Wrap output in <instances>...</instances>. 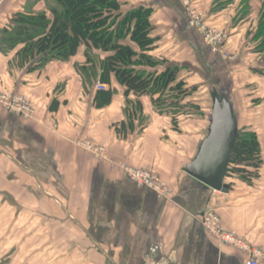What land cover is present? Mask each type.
Masks as SVG:
<instances>
[{
    "label": "crops",
    "instance_id": "0c3cea01",
    "mask_svg": "<svg viewBox=\"0 0 264 264\" xmlns=\"http://www.w3.org/2000/svg\"><path fill=\"white\" fill-rule=\"evenodd\" d=\"M9 1L0 0V33L12 25L13 13L24 11L25 0ZM237 1L215 10L216 0H121L123 12L140 6L151 10L153 44L148 55L165 63L147 72L159 74L173 65L179 69L177 82H183L185 89L199 92L200 86H210L227 91L229 97L236 84L230 76L231 63L213 53L201 33L188 27L185 3L203 14L207 24L230 30L225 49L241 51L247 70L244 60L258 64L261 58L244 51L242 45L249 39L228 21ZM260 1L250 0L251 12L260 10ZM20 49L0 53V93L27 97L35 113L23 119L0 106V261L245 264L246 253L219 244L203 228L200 218L207 209L216 212L226 232L264 252V128L247 127L260 146L259 178L248 183L234 176L226 182L225 194L214 192L183 172L207 134L210 113L199 103L179 101L182 108L189 104L199 109L206 119H201L200 131L188 130L189 125L183 130L180 124L185 120L174 117L173 121L151 97L142 96L138 101L143 131L127 132L123 138L116 129L126 122L125 88L112 77L103 85L112 92L111 102L97 108L98 90L94 85L84 89L75 69L84 64V47L68 61L55 60L40 68H35V60L19 63ZM128 100L136 98L130 95ZM233 108L239 130L244 122L264 127V112L242 117ZM80 142L103 147L105 159L79 146ZM121 165L156 172L173 188V195L163 199L136 185ZM40 237L42 247L35 248ZM38 253L41 259H35Z\"/></svg>",
    "mask_w": 264,
    "mask_h": 264
},
{
    "label": "trees",
    "instance_id": "16d2710c",
    "mask_svg": "<svg viewBox=\"0 0 264 264\" xmlns=\"http://www.w3.org/2000/svg\"><path fill=\"white\" fill-rule=\"evenodd\" d=\"M54 1L56 7L50 8L49 17L44 13L27 18L17 14L12 19L13 26L0 33V53H8L20 45L22 48L16 53L19 63L35 60V68H40L51 61H68L80 47H84L86 63L75 67L84 89L96 82L108 85L112 77L125 88L126 122L116 129L123 138L127 132L133 133L136 127L139 131L144 127L145 120L138 101L140 97H151L161 113L164 108L179 107L181 95L188 93L184 83L177 82L179 69L169 65L159 74L146 71L164 66L165 63L148 55L153 44L149 37L150 9L140 6L123 12L124 4L121 0ZM233 2L234 0H216L214 9H222ZM260 27L252 40L260 39L257 53L264 55V16ZM126 41L135 46L136 50L125 44ZM94 51L105 57L101 59ZM263 61L264 58L261 59ZM251 70L264 77L263 70ZM211 92L225 93L230 101L225 90ZM167 93H170V98L165 97ZM130 95L135 96L136 100H128ZM111 96L112 92L109 90L98 91L95 106H107L111 102ZM231 159L234 162L230 167L232 177L248 183L259 178L262 160L259 142L253 132L239 130Z\"/></svg>",
    "mask_w": 264,
    "mask_h": 264
},
{
    "label": "rangeland",
    "instance_id": "374dc122",
    "mask_svg": "<svg viewBox=\"0 0 264 264\" xmlns=\"http://www.w3.org/2000/svg\"><path fill=\"white\" fill-rule=\"evenodd\" d=\"M6 2H8L10 4L9 0H6ZM236 3L237 4L234 5V7H231V10L229 11V14H228L229 20L228 21H230L229 22L230 24L234 25L238 30H240L239 32H241L242 35L246 34V38L249 39V42L242 45L244 51L247 50L248 53L258 54L257 50H258V43H259L260 39H256L253 41L252 38L258 32V30L261 28L260 25L263 24L264 1L263 0L260 1L261 8L258 12H255L253 10H252V12L250 11V8H251V7H249L250 0H238ZM53 7H56L54 0H25V6L23 8L24 11L21 13H18V14L27 18L29 16L35 17V15L39 14V13H44L49 17L50 16V14H49L50 8H53ZM193 9H195V8H193ZM13 14L11 16H13V19H15L16 18L15 16L17 14H15V15H13ZM201 15H202L203 23L208 28L207 30H210L212 36H214V34H217L219 32H222V34L225 36L224 41L221 42V44L219 46V52L216 54L219 55L223 60H226V61L231 63V69H230L231 74H230V76H231V78H233L235 80L236 84H235V87L233 88V90L231 92V96H230L231 100L230 101H231V103H233V105H235L237 107L238 114L241 113L242 117L243 116L247 117L250 114L254 115V114H260L261 112H264V77L261 75H259L260 77H252V75L254 73L251 70V69L256 68L258 70L264 71V63H263L264 61L261 63L258 62V64H257V63H255V61L253 62L252 59L244 60L245 62H248L247 64L249 66V67H247V70H246V68H244L242 66V56H243L242 52L239 50L235 51V49L233 51H226V49H225L226 42L229 40V37L231 36L230 30L225 28V27L216 26L214 24H207L208 20L206 21L204 15L203 14H201ZM11 26H13V22H12ZM17 47L22 48V46H20V45H18ZM243 49H242V51H243ZM80 54L81 53H79L78 56H80ZM94 54H97L98 56L101 57V55H100L101 53L98 51H94ZM258 56H260L259 58H261V59L264 58V55H262V54L257 55V57ZM257 57H255V58H257ZM250 58H253V57L251 56ZM83 59H84L83 65H85V63H86L85 52L83 53ZM101 59H103V58L101 57ZM93 85L96 88V84L93 83ZM190 90H191V88L186 89V91L188 93L182 94L181 99L185 98L184 102H188V103L189 102L199 103L201 105L200 108L205 110L206 113H210L211 101H210L209 92L212 90V88L210 86L207 88H205L204 86H200L199 92L196 91L197 93L195 91L192 92ZM166 95H167V96H165L166 98H168V96L170 98V93L169 94L167 93ZM178 104H179V107L176 109L164 108V110H168V111H166V113L172 117V120H176V118L179 120H185L184 124H182V125L180 124V127L183 130L184 129L187 130L186 126L189 125L190 129L188 128V130L192 129V130L200 131L201 126L202 127L204 126L203 123L201 124V119L206 120L205 118H202L203 116L200 115V113L202 111L189 106V104H187V103H186L187 105H185L183 108L181 107L179 102H178ZM0 106H1V104H0ZM258 107L261 111L259 109H257ZM173 111H175L174 112L175 114L172 113ZM142 116H143V114H142ZM174 117H176V118L173 119ZM194 121H199L200 123L198 122V124H196ZM187 122H190V123H187ZM241 122H242V119H241ZM144 125H145V123H144ZM174 125H176V124H174ZM250 125L251 124L244 122L240 126L241 130L244 132H248L247 127H249V129H252V130L255 129L257 131L264 128V127H262V125H259V124L254 125V128ZM176 128H177V126H176ZM137 129H139V128L136 127L135 131H139ZM142 131H143V128L139 131L138 134H141ZM182 143L184 144L185 142L182 141ZM104 152H105V149H104ZM140 170L148 171L152 176L156 177L158 180L163 182L169 188V190L171 192L172 191L174 192L173 188H171V186H169V184L156 172H154L152 170H148V169H140ZM231 178H233V177H231ZM229 180L230 179L226 180V182H228ZM219 221H220V219H219ZM38 233L42 234L43 230H40V232H38ZM42 239H43V237H40L38 239V241H37L38 245L35 243V248H37V247L41 248L42 247V246H40L42 244L41 243ZM0 256H1V254H0ZM41 256H43V255L38 253L35 255V259L39 258V257H40L39 259H41L42 258ZM0 264H5V261L1 260Z\"/></svg>",
    "mask_w": 264,
    "mask_h": 264
},
{
    "label": "built area",
    "instance_id": "2783aa9c",
    "mask_svg": "<svg viewBox=\"0 0 264 264\" xmlns=\"http://www.w3.org/2000/svg\"><path fill=\"white\" fill-rule=\"evenodd\" d=\"M188 27L201 33L204 42L210 47L213 53L219 52V46L224 41L222 32L212 36L210 30L203 23L202 15L185 3ZM98 91L104 90V86L96 83ZM0 104L9 113L17 115L23 119H30L35 113L33 104L25 97L11 93H0ZM82 148L92 152L96 157L105 159V152L102 147L93 146L90 142H80ZM126 176L136 185L152 190L158 197L170 199L173 191L156 177L146 170L130 168L121 165ZM203 228L213 236L219 244H228L236 247L248 255L245 264H264V252L249 248L233 234L226 232L220 224L219 217L213 209H207L200 218Z\"/></svg>",
    "mask_w": 264,
    "mask_h": 264
},
{
    "label": "water",
    "instance_id": "95a60500",
    "mask_svg": "<svg viewBox=\"0 0 264 264\" xmlns=\"http://www.w3.org/2000/svg\"><path fill=\"white\" fill-rule=\"evenodd\" d=\"M211 109L208 118L207 134L201 141L197 154L183 172L207 187L225 194L226 180L231 179V154L237 141L239 130L232 103L225 93H210Z\"/></svg>",
    "mask_w": 264,
    "mask_h": 264
}]
</instances>
